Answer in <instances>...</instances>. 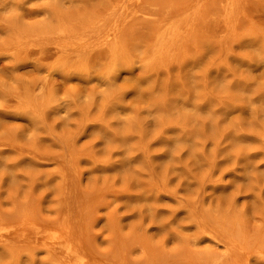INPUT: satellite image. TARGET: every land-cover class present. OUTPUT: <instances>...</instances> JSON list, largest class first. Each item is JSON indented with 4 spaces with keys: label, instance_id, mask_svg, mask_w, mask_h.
I'll list each match as a JSON object with an SVG mask.
<instances>
[{
    "label": "rangeland",
    "instance_id": "374dc122",
    "mask_svg": "<svg viewBox=\"0 0 264 264\" xmlns=\"http://www.w3.org/2000/svg\"><path fill=\"white\" fill-rule=\"evenodd\" d=\"M58 237L264 264V0H0V264Z\"/></svg>",
    "mask_w": 264,
    "mask_h": 264
},
{
    "label": "bare ground",
    "instance_id": "6f19581e",
    "mask_svg": "<svg viewBox=\"0 0 264 264\" xmlns=\"http://www.w3.org/2000/svg\"><path fill=\"white\" fill-rule=\"evenodd\" d=\"M37 238L36 240H38ZM48 245V250L57 253L61 256L62 262L61 264H69L73 259H78L77 263L73 264H89L84 261L83 256L79 253V251L73 246L71 240L65 238H51L46 243V247Z\"/></svg>",
    "mask_w": 264,
    "mask_h": 264
}]
</instances>
